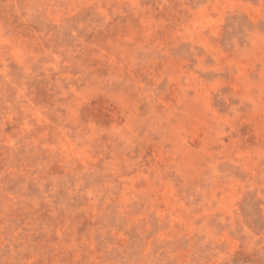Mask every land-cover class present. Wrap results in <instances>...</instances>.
<instances>
[{"label": "rangeland", "instance_id": "obj_1", "mask_svg": "<svg viewBox=\"0 0 264 264\" xmlns=\"http://www.w3.org/2000/svg\"><path fill=\"white\" fill-rule=\"evenodd\" d=\"M0 264H264V0H0Z\"/></svg>", "mask_w": 264, "mask_h": 264}]
</instances>
